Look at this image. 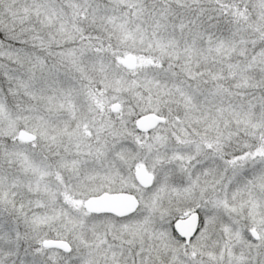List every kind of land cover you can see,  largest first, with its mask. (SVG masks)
<instances>
[{
  "label": "snow or ice",
  "instance_id": "1",
  "mask_svg": "<svg viewBox=\"0 0 264 264\" xmlns=\"http://www.w3.org/2000/svg\"><path fill=\"white\" fill-rule=\"evenodd\" d=\"M0 264H264V0H0Z\"/></svg>",
  "mask_w": 264,
  "mask_h": 264
}]
</instances>
